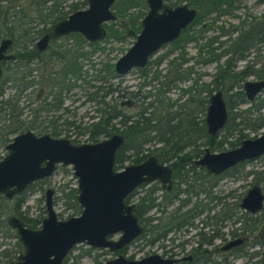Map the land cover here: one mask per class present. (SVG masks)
<instances>
[{"label": "water", "instance_id": "water-1", "mask_svg": "<svg viewBox=\"0 0 264 264\" xmlns=\"http://www.w3.org/2000/svg\"><path fill=\"white\" fill-rule=\"evenodd\" d=\"M115 0H86L84 9L75 10L56 21L35 42L39 51L50 39L68 33H78L87 42L94 43L104 38L103 24L116 19L111 6ZM147 11L140 19V29L133 43L113 64L115 77L122 76L133 68L146 66L150 55L164 44L177 39L196 16V9L187 3L175 6L163 0H145ZM12 41H0V62L12 59L8 53ZM0 67V76H1ZM248 100L264 89V79L246 80L242 84ZM226 107L220 90L208 97L204 115L205 131L216 134L224 126ZM124 142L120 133H112L94 143H72L49 134L36 135L30 130L19 132L5 144L6 154L0 159V195L9 199L24 192L33 182L50 177L57 166H69L76 180V203L80 213L58 219L53 209L54 190H44L45 215L36 229L26 227L15 217L7 218L14 230L22 251L14 261L7 264H62L73 246L84 244L92 248L117 250L137 237L142 227L133 213V204L125 198L140 185L158 181L169 183L170 170L153 155L137 163H129L115 170V156ZM264 154V133L243 139L233 148L222 151L202 149V154L193 161L208 173L218 175L237 163L257 159ZM263 192L258 184H252L241 200V207L254 213L263 205ZM120 232L116 241L108 236ZM264 234V228H263ZM172 260L149 255L137 260L118 254L104 264H169Z\"/></svg>", "mask_w": 264, "mask_h": 264}, {"label": "rangeland", "instance_id": "rangeland-1", "mask_svg": "<svg viewBox=\"0 0 264 264\" xmlns=\"http://www.w3.org/2000/svg\"><path fill=\"white\" fill-rule=\"evenodd\" d=\"M127 1H130V4L125 6L124 2ZM163 1L168 5L173 2V0ZM190 1L192 0H180L176 5L184 2L191 6ZM51 2L54 3L56 11L67 12V14L73 12L70 10L71 4H76V10L86 7V0H51ZM132 2L131 4V0H115L111 9L115 13V5L118 3L121 4L122 7H125L121 15L122 17L117 16L115 20L108 21L104 24L117 31L113 34L106 32L104 38L94 42L93 45H89V42L83 38L78 40L74 36L75 33L59 36L49 42V49L55 52H63L69 59L78 55L76 60L79 65V73L77 75L67 76V80L73 84V87H71L68 92L62 93L60 107L56 110L40 111L37 114L38 116L35 123L39 127L30 131L36 135L49 134V130L46 128L45 131L41 133H39V131H41L40 127L46 126L49 124L48 121L52 120L59 130L56 137L66 138L75 144L94 143L107 137L99 135L89 140L88 134L85 132L86 126H88L91 121H94L97 116L95 110L97 104L94 101H88L86 99V93L94 90L91 86L98 85L103 88L109 85L113 91L108 92L104 100L110 103H116L123 112H127L128 114L132 112L130 109L131 106L135 111L138 110L141 100H144V103L151 102L152 107L148 108L147 111H152L154 113L153 107L156 106L154 99L161 97L164 104H171L169 111H177L180 117H185L186 115L189 117L191 116L195 123H199L201 119H204L206 104L201 107L195 100L186 103L185 101L190 96H192L193 99L201 98L205 101L207 100L208 96L215 90V86L212 82L213 76L224 67L225 60L232 56L229 44H231L230 42L235 38L236 30L241 29L240 31H245L248 26H253L261 22L264 16V0H231L230 5L222 3L218 9L203 14L197 22L192 20V23L181 33L183 38L186 37V39H181L180 46L171 45L170 43L162 45L161 48L148 59L144 67V72H140L138 69H131L126 74L115 77L113 71L114 61L121 56L134 41L130 36L119 35V32H122L123 28L128 26L130 18H132L134 14L139 15L138 21H140L147 11L145 0H132ZM110 24H112V26ZM44 26L48 27L50 25H39L35 23L34 29ZM30 32L29 34H31ZM181 34L179 37H182ZM37 37H34L31 43L27 42L26 46L29 48ZM25 40L27 41L28 38L24 40L20 39L19 43ZM73 51L76 52L73 53ZM70 52L73 54L72 56ZM263 54L264 46L261 51L258 52L259 61L251 65L253 70L262 67L260 64L264 63ZM255 55L254 53H250L249 50L247 62L250 63L251 60H255ZM179 56L184 58V60L178 58ZM244 64L245 62H238L234 70H239ZM104 65H107L108 71H104ZM176 66H178L179 71L183 74L182 79L166 84ZM2 67L4 71L3 78H8L15 69V63L14 61H8L4 63ZM27 67L33 68L30 78L33 77L35 82L30 87L22 90L19 96L18 106L22 108L19 118L24 123L28 122L33 114L31 109L38 108V104H41L48 90L45 82L40 80L41 83H39L38 80L41 79L39 74L43 73V75L46 76V72H48L49 69L44 70L34 63L28 64ZM26 70L27 69L22 66L18 68V71L21 73H25ZM101 77L103 79H101ZM253 79V76L245 78V80ZM161 90L164 91L160 92ZM13 92L14 89L9 87V81H5L4 97ZM197 92L199 93L196 94ZM101 93L102 91L99 92V94ZM263 96L264 91L258 94L253 102L258 103L263 99ZM141 97H144V99ZM48 100L49 98L47 97L46 101ZM144 103L142 104L143 106ZM249 106L250 104L246 103L235 107L233 106V111L242 110ZM263 113L264 108H261L258 114L262 115ZM254 115L255 114L252 116ZM113 122L115 126H119L116 120ZM173 122H175V120H173ZM198 125L196 124L195 127ZM240 132L242 136L238 141L241 139L253 138L264 133V124L256 130L242 129ZM237 133V131H233L230 133L231 135H229L228 130L222 128L213 139L214 142H221L220 148L209 149V151L217 152L234 147V145L230 143L236 142L238 138ZM152 134L153 132L149 134V137L152 136ZM193 136L195 144L198 145L197 149L201 150L202 154V149L205 147V137L203 133H198V135L196 134ZM159 146L160 143L149 140L143 145L144 153H146V149L153 150ZM191 148V146H185L181 150V153H186L191 150ZM4 154L5 151L3 147H0V156ZM127 154H131V152ZM131 159V155H129V157L123 161L121 168L129 163H134ZM263 167L264 155L257 159L247 161L242 167L235 169L228 176H224L218 181L215 189L216 194L226 193L233 189H237V192L247 190L254 184L253 179L255 175H253V172L260 171ZM240 172L246 174L245 178H236V176H239ZM74 185L75 178L70 167L57 166L50 177L36 185H32L31 188L25 192L24 202L20 210L26 211L29 217H34L39 214L41 212L40 209L43 207V191L46 187H51L55 192L53 209L57 218L65 219L70 216H76L79 214L80 210L75 211L73 208L68 207L67 199L63 196V192ZM258 185L261 187V184ZM180 187L183 188V185ZM146 189L147 186L138 189L137 193L139 194L137 195H141L143 190ZM262 191L264 192L263 189ZM158 194L160 193L155 192L153 197L157 199ZM180 197L183 198L184 196L180 195ZM193 200L192 198L191 202ZM3 204L7 206L3 209L5 213L10 211V203L6 202ZM158 211V208L154 211H150L147 213V216L158 217L160 216ZM8 215L7 213L1 216L0 220L6 219ZM43 216L44 214H42V217ZM145 216L144 214L142 217ZM192 223H196V219H193ZM188 230V234L197 231L195 228ZM183 236L185 237L186 234H183ZM117 237L118 235L112 236L113 239ZM15 242L16 239L12 235H6L0 228V264H7V262L14 261L15 256L19 252ZM150 250L151 249L147 247H142L137 250L135 245L130 244L125 247L120 254L130 259L131 256H143L150 252ZM5 252L8 253L7 256L9 255V257L6 258L3 256ZM116 255L115 252L98 250L83 244H77L67 254L65 260L66 264H103L106 260L116 257Z\"/></svg>", "mask_w": 264, "mask_h": 264}, {"label": "trees", "instance_id": "trees-1", "mask_svg": "<svg viewBox=\"0 0 264 264\" xmlns=\"http://www.w3.org/2000/svg\"><path fill=\"white\" fill-rule=\"evenodd\" d=\"M179 1L180 0H173V2L169 5H176ZM132 3L133 2L131 0V4ZM222 3L230 5L231 0L190 1L191 6H193L197 11L195 18L193 19L194 22H197L203 14H207L209 11L218 9ZM128 4H130V1L124 2L125 6ZM124 8L125 7H122L119 3L115 5L116 17H122L121 15ZM70 10H76L75 3L71 4ZM66 16L67 12H58L55 10L54 3L51 2V0H0V36L11 38L13 40V50H15V69L13 70L11 76L4 80L9 81V87L13 88L14 92L12 94H8L6 97H3L4 81L0 82V147H3L7 142H9L14 134L39 127L35 124L38 116L37 114L40 111L58 109L62 101V93L68 92L70 88L73 87V84L67 80V76L77 75L79 73V65L76 60L78 55L69 59L63 52L54 53L49 51L40 54L33 47L28 48L26 46L27 42L31 43L34 37H37L41 33L49 30L53 23L65 18ZM138 17L139 15L134 14L132 18H130L128 26L124 27L123 31L119 32V35L130 36L134 39L140 29V21H138ZM35 23L39 25L49 24L50 26L34 29ZM110 25L112 26V24ZM103 27L109 34L116 33L117 31L105 24H103ZM29 32L31 34H29ZM183 32L184 31L181 33ZM74 36L78 40L82 39L79 34H74ZM27 38L28 40L23 41L22 45L19 44L20 39L24 40ZM181 39L185 40L186 37H178L170 42V44L180 46ZM256 42L264 43V16L261 22L256 23L253 26H248L245 31L238 32L237 37L231 41L230 51L232 55L237 54V57H246L248 54V52L245 54L246 50H248ZM88 44L93 45V43L90 42ZM74 52L76 51H73V53ZM70 54L71 56L73 55L71 52ZM178 58L184 60L181 56ZM32 63L39 65L44 70L49 69L48 72H46V76L43 75V73L39 74L41 76L40 80L45 82L48 90L45 94L46 97L42 99L41 104H38V108L31 109L33 114L28 122L24 123L19 118L22 108L18 106V102L22 90L30 87L35 82L33 77L30 78V76H32L31 71L33 68L27 67L28 64ZM228 65L229 63L226 60L224 62V67L218 71L216 77L214 78L213 84L215 89H220L224 92L226 87L229 85L238 88L240 87V81L247 75L261 77L260 73L254 72L250 69H244L238 73L228 75L226 69ZM20 66L27 69L25 73L18 71ZM104 69V71L109 70L107 65H104ZM138 70L140 72H144L143 68ZM182 77L183 74L179 71L178 66H176L166 84L181 79ZM101 79L103 78L101 77ZM91 88H94V90L86 93V99L88 101H94L97 104L95 108L97 116L94 121H91L88 126H86L85 132H87L89 140H92L99 135L108 136L112 133H120L123 135L124 142L116 152L115 156V169H120L123 161L127 159L129 155H131V161L134 163L140 162L149 155H153L159 162L173 158H194L201 153V150L197 149L198 145L195 144L193 136L196 134L198 135V133H203V136L205 137V147H208L210 150L220 148L221 142L213 141L215 135L209 136L206 134L203 119H201L199 123H192L188 115L180 117V115L177 114V111H169L171 104H164L161 97L154 99L156 104V106L153 107L155 114L152 111H147L148 108L152 107V103H144V100H141L138 110L136 111L131 106L130 109L132 112L128 114L127 112H123V110L116 103H110L109 101L104 100L105 95L108 92L113 91L109 85L105 86V88L100 85L91 86ZM101 91L102 93L99 94ZM163 91L164 90H161L160 92ZM198 93L199 92L196 94ZM234 94L238 100H242L241 91H236ZM47 97L49 98L48 101H46ZM141 98L144 99V97ZM193 100H195L201 107L206 104L205 100L201 98L193 99L192 96L188 98L187 102ZM143 103L144 106L142 105ZM262 105H264V103H262ZM256 110L257 108L253 110L254 112L243 111L234 115L233 119L237 116L240 118V122L245 128L256 130L264 124V113L260 115L258 112H255ZM253 114L255 115L252 116ZM114 120H116L117 124H119L118 127L115 126L113 122ZM173 120H175V122H173ZM48 122L49 124L46 126L40 127L41 131H39V133L45 131L46 128L49 130V134L51 136L56 137L59 133L57 126L52 120H49ZM196 124L199 125L195 127ZM223 128L228 130V125H225ZM151 132H153V134L149 137ZM149 140L160 143V146L154 148L153 150L146 149V153H144L143 145ZM185 146H191L192 148L186 153H181V150ZM128 152H131V154H127ZM234 170L235 169H231V173ZM253 175H255L253 179L254 184H261V189L264 190V167L260 171H254ZM40 182L42 181L34 182L32 185H36ZM31 186L28 189H30ZM75 194L76 192L74 187L67 188V190L63 192V196L67 199L68 207L77 211L79 208L76 204ZM24 198L25 192L15 195L11 199H6L3 196H0V217L7 213L9 215H15L24 223L25 226L31 229L37 228L44 212L40 209L41 212L39 214L34 217H29L26 211L20 210L21 205L24 202ZM129 198L130 196H128L126 200L128 201ZM154 199L153 189L147 187L146 191L139 196L134 207V214L136 215L138 221L143 223L144 226H147V222L146 217L142 216L148 208L155 205ZM6 202L10 203V211L5 213L3 209L7 206H4L3 203ZM0 228L6 235H12L16 238L14 231L7 226L5 219L0 220ZM150 231H152V233L154 232L156 237L160 236L159 225L154 226V228ZM15 244L20 249L18 243L15 242ZM7 254L8 253L5 252L3 256L6 258L9 257ZM62 264H66V260H64Z\"/></svg>", "mask_w": 264, "mask_h": 264}, {"label": "flooded vegetation", "instance_id": "flooded-vegetation-1", "mask_svg": "<svg viewBox=\"0 0 264 264\" xmlns=\"http://www.w3.org/2000/svg\"><path fill=\"white\" fill-rule=\"evenodd\" d=\"M183 30H181V32ZM240 30L241 29L236 30L237 32H236L235 37H237L238 32ZM43 33H41L37 37V39L34 41V43L30 47H33L40 54H43L44 52H49V51L55 53V51H52L51 49H49L48 45L51 40H54L56 38L50 39L48 41L47 46L43 50L39 51L38 49H36L35 42L39 39V37ZM68 34H71V33H68ZM75 34H78V33H75ZM4 38H9V37L0 36V41ZM11 41L12 43L10 45L8 53L11 54L13 57L12 59L0 62V67L2 71L1 76H0V82L7 79V78H3V72H4L3 67H2L3 64L8 61H15L14 50H13V40L11 39ZM22 43H19V44L22 45ZM263 46H264V43L256 42L248 50H246L245 54L249 50H250V53L256 54L255 60H251L250 63L247 62L248 54L246 57H243V58L237 57L236 56L237 54L232 55L231 57H228L227 61L229 65L226 67L228 75L238 73L244 69H250L254 72L261 74V77H256L255 75H247L246 77L248 76L254 77V79L250 81L264 79V63L260 64V66H262L260 69L258 68V69L253 70L251 66L253 64H256L257 61H259L258 52L261 51ZM230 48L231 47L229 44V49ZM152 55H150L149 58ZM262 57H264V54L262 55ZM241 61L245 62V64L241 66L239 70H234L236 67V64ZM133 69H142V68H133ZM216 75L217 74L213 76L212 82L214 78L216 77ZM245 78L240 81L239 83L240 87L237 88V87H232L229 85L226 87L225 91L222 93L223 99L225 102V107H226V114H227L223 127H225V125H228L229 135H231L230 133H232L233 131L238 132L237 133L238 138L236 139V142L230 143L234 145V147L237 146L241 140H243L241 139L240 141H238L242 136L240 131L242 129H247L240 122L239 117L236 116V118L233 119L234 115L241 113L243 111L254 112L253 110H255L256 108L257 110L255 112H258L261 108H264V105H262V103H264V96H263V99L259 101L258 103L253 102L255 98L257 97V95L262 93L264 89L256 93L251 100H248V98L245 95V92L242 89V84ZM38 82L41 83L40 79L38 80ZM3 89H4V84H3ZM216 90H220V89H215L214 91ZM220 91L222 92V90ZM236 91L242 92V100H238L235 97L234 93ZM3 97H4V91H3ZM187 100L185 101V103L187 102ZM207 103H208V98L206 100V106H207ZM244 103L250 104V106L242 110L233 111V106L234 107L239 106ZM246 115L248 116L247 113ZM189 118L192 123H195L193 117L190 116ZM203 123H204V119H203ZM4 146H3V149H4ZM5 154H6V151H5ZM200 155L201 153L194 158H188V157L173 158L170 160L160 162V163H164L170 170L169 183L162 184L155 180L148 184L140 185L137 188H135L130 194H128V196H130L128 201L126 200L128 196L125 198L126 203L133 204V210H134V207L137 203L139 196H141L146 191V190H143L141 195L138 196L137 195L139 194L137 193L138 189H141L142 187L147 186L148 188L150 187L153 189V194L155 192L160 193L157 196L158 198L154 199L155 205L148 208L147 211L145 212L147 226H144L143 223L138 221L142 227V231L137 237L131 240L130 243L114 251H109L107 248L98 249V250H107L109 252H115L118 255L123 251L125 247L131 244V245H135L137 250L141 249L142 247H147L151 249L150 252H148L147 254L143 256H137V257L131 256L130 259L132 260H137L142 257L149 256V255H157L161 259L172 260V262L169 264H264V234H263L264 209H263V205L258 211L254 213H250L245 208L241 207L240 205L241 200L245 196L248 189L243 192H237V189H233V190H229L226 193H219V194H216V190H215L218 181H220L222 177L228 176L231 173V169L240 168L247 161L237 163L234 167L227 169L218 175H213V174L208 173L203 167L196 166L193 164V161L197 159ZM3 156H0V159ZM115 170H118V169H115ZM179 175H180V178H179ZM245 175H246L245 173L240 172L239 176H236V178L238 177L245 178ZM45 179L46 178L42 180H38V181H44ZM181 185H183V188L180 187ZM75 186H76V180H75V185L73 187L75 188ZM28 188L24 192L29 190ZM54 193L52 196L53 204H54ZM180 195H183L184 197L181 198ZM43 196H44V191H43ZM263 196H264V192H263ZM192 198L194 200L191 202ZM157 208L159 209L158 212L160 216L158 217L147 216L148 215L147 213H149L150 211H154ZM169 209H172V210H169ZM41 210H43L44 212L43 214L45 215L44 197H43V207L41 208ZM78 210H80V208ZM9 216H15V215H8L5 221L7 220ZM193 219H196V223H192ZM6 224H7V221H6ZM156 225L160 226V236L159 237H156L154 232L152 233V231H150ZM191 228H195L197 231L188 234V231H189L188 229L191 230ZM183 234H186V236L184 237ZM114 235H118V237L113 239L112 236ZM168 235H171V236H168ZM119 236H120V232H116L108 236V239L116 241L119 238ZM15 239H16V242L18 243L17 236ZM18 245L20 247V249L18 248V250L21 253L22 248L19 243ZM94 249H97V248H94ZM19 252L17 253V255L19 254ZM17 255L15 256V259Z\"/></svg>", "mask_w": 264, "mask_h": 264}]
</instances>
